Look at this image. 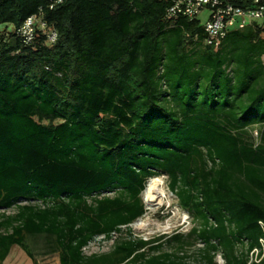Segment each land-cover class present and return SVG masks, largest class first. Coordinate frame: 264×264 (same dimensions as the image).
Here are the masks:
<instances>
[{"label": "trees", "instance_id": "16d2710c", "mask_svg": "<svg viewBox=\"0 0 264 264\" xmlns=\"http://www.w3.org/2000/svg\"><path fill=\"white\" fill-rule=\"evenodd\" d=\"M173 4L0 0V207L17 206L0 264L15 245L39 264L33 243L60 264H189L191 239L204 264L250 263L264 237V25L216 51L199 17H168ZM161 175L195 224L124 233ZM98 236L111 250L87 253Z\"/></svg>", "mask_w": 264, "mask_h": 264}, {"label": "rangeland", "instance_id": "374dc122", "mask_svg": "<svg viewBox=\"0 0 264 264\" xmlns=\"http://www.w3.org/2000/svg\"><path fill=\"white\" fill-rule=\"evenodd\" d=\"M210 15V11L208 9H204L200 14L199 18L202 23H206ZM259 24L264 25V19L255 20ZM240 19L236 22L233 29H237L240 27ZM3 25L0 26L2 28ZM253 137L257 138L260 128L258 126L250 129ZM163 182L164 186L171 198V205H163V206H153L152 208H148L145 204V213L143 216L135 220L130 224L129 227H124V233L128 232V229H132L133 233L136 236L143 238H150L157 235L165 234L169 235L176 231H184L188 232L191 227L195 224V219L192 214L183 209L178 202L177 196L170 190L168 186V177L166 175L158 176ZM154 178V177H153ZM152 179V178H151ZM150 179V180H151ZM149 180V181H150ZM148 181V182H149ZM144 193V192H143ZM142 198L144 200L143 194ZM145 202V201H144ZM17 211V206H13L11 208H3L0 207V220L3 218V215H13ZM141 223L143 224L141 226ZM119 234L116 235L118 238ZM190 243L186 244L183 249L180 251L181 255L187 256V262L189 264H204L202 262L200 248L203 247L201 243H194L193 240H189ZM114 244V240H106L103 236H98L93 240L90 245L86 248L87 253H102L111 250ZM33 248L36 259L39 264H60L59 253L48 250L46 247L41 246L37 243H33L31 245ZM164 248L167 251H176V244H165ZM256 255H253L255 259ZM218 264H225L224 259L221 254L217 255ZM4 264H35L32 259L26 254V252L15 245L12 248V251L8 258L4 261Z\"/></svg>", "mask_w": 264, "mask_h": 264}, {"label": "built area", "instance_id": "2783aa9c", "mask_svg": "<svg viewBox=\"0 0 264 264\" xmlns=\"http://www.w3.org/2000/svg\"><path fill=\"white\" fill-rule=\"evenodd\" d=\"M236 0H173L174 4L169 8L168 17L184 15L190 19L199 17L204 9L210 11L206 23H203L207 32L206 43L219 50L229 31L235 30L238 18L241 26L244 28L257 19H264V0H240L242 5L235 3ZM38 21L36 16L29 17L20 27L19 31L27 39L31 40L35 36V26ZM51 41L57 39L56 31L49 34ZM113 240V239H112ZM90 245V244H89ZM88 245V246H89ZM87 246V247H88ZM85 247V251L86 248ZM262 256L259 257V254ZM253 255H256L255 259ZM264 256V237L260 239V247L251 252V260L259 262Z\"/></svg>", "mask_w": 264, "mask_h": 264}, {"label": "bare ground", "instance_id": "6f19581e", "mask_svg": "<svg viewBox=\"0 0 264 264\" xmlns=\"http://www.w3.org/2000/svg\"><path fill=\"white\" fill-rule=\"evenodd\" d=\"M143 197L148 208L171 205V198L164 186V182L159 177H154L147 183Z\"/></svg>", "mask_w": 264, "mask_h": 264}, {"label": "crops", "instance_id": "0c3cea01", "mask_svg": "<svg viewBox=\"0 0 264 264\" xmlns=\"http://www.w3.org/2000/svg\"><path fill=\"white\" fill-rule=\"evenodd\" d=\"M262 60H263V62H264V54L262 55ZM13 247H15V246H13ZM13 247H12V248H13ZM12 248H11V251H12ZM11 251H10V253H11ZM10 253H9V255H10ZM26 254H27V253H26ZM9 255H8V256H9ZM27 255H28V254H27ZM28 256H29V255H28ZM29 257H30V256H29ZM7 258H8V257H7ZM7 258H6V259H7ZM6 259H5V260H6ZM30 259H32V258L30 257ZM32 260H33V259H32ZM37 261H38V260H37Z\"/></svg>", "mask_w": 264, "mask_h": 264}]
</instances>
